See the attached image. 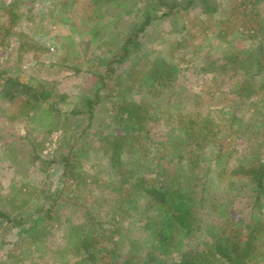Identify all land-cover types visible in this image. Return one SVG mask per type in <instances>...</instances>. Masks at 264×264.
<instances>
[{
  "label": "rangeland",
  "instance_id": "1",
  "mask_svg": "<svg viewBox=\"0 0 264 264\" xmlns=\"http://www.w3.org/2000/svg\"><path fill=\"white\" fill-rule=\"evenodd\" d=\"M2 1L12 5L21 15L17 29L46 51L25 53L19 48L22 39L19 35H12L9 46H0V79L11 74L20 83H44L54 96L58 117L64 114L78 117V123L66 135L60 130L47 134L38 120L48 123L52 118L36 116L28 120V117L17 116L23 110L22 95L12 102L0 99V194L6 193L10 183L31 184L38 191L36 197H31L27 202L28 219H34L39 208L44 215L51 205L50 196L71 183V179L62 181V163L71 144L76 147L85 145L88 159L81 160L77 168L87 173L85 181L88 185L85 188L87 192L80 189L74 191L71 187L60 195L57 205L60 208L56 211L58 219L46 220L41 227L38 226L46 232L37 245L31 244L23 233V229L31 224L23 228L17 227L15 222L0 225V264H59L61 258L58 251L66 245L65 219L74 224L84 221L77 206L80 201L72 200V196L81 192L80 195H84L88 202L100 194L110 199L117 196L106 185L108 181H118L120 178L108 169L107 156L104 154L107 151L105 137L125 134L113 120V117H117L113 104L119 101L114 95L117 89H127L129 82L121 79L131 70L132 64L137 72L136 79L146 72L148 65L143 58L137 59V55L122 63L114 58L120 53L129 32H134L133 29L143 17L134 12L130 16L124 14L126 9L123 7L128 8V5L106 7L101 0H98L100 5L78 0V11L74 14L72 10L59 12L61 0ZM177 1L185 10L177 11L171 17H156L136 37L148 62L164 59L176 65L179 73L177 80L168 88L155 84L151 89V81L146 84L141 80L133 82L132 91L126 94L125 100L136 105H147V115L151 119L147 120L146 133L140 134L143 139L141 144L147 148V153L142 155L144 151H137L138 145L134 138L138 133L135 131L127 145H133L138 156L130 155L125 149L123 159L148 167V171L143 168L139 171V177H145L149 184L152 183L157 163H161L168 176L179 165L186 169L184 150L180 149L179 154H169L172 148L164 152L161 143L182 136L178 128L180 125L176 123L179 117L176 113L177 104L178 110L186 114L199 113L201 117H196L197 120L211 121L206 128L215 133L214 137L210 135L202 142V149L198 151L202 167L200 174L203 177L200 183L206 180L203 197L207 201L201 218L216 224L220 218H232L235 222L241 220L243 232L246 233L248 225L251 227L256 217L264 219V196H260L262 205H257L254 201L256 184L233 179L236 186L229 189L228 178L219 181L216 176L217 156L224 154L221 162L225 161L230 168L237 164H248L252 160L250 155H256V159L264 163V68L251 82L250 77L255 71L244 73L246 59L240 61L244 50L264 45V0H246L245 4H241L243 0H214L217 10L208 15L202 14L199 8H188L187 0ZM1 14L4 13L0 12V21H6V16L1 17ZM89 17L92 18L88 22ZM114 17L116 20L112 21ZM221 32L224 33L223 37L219 36ZM71 44L72 47L68 48ZM233 56L240 61L233 76L230 71L224 76L199 71L205 61L230 65ZM116 76L121 83L115 81ZM243 79L252 83L250 86L255 94L250 95L245 102H240L234 89ZM42 106L48 108L47 102ZM194 147L192 139L188 140L187 149L192 152ZM30 151L37 154L33 162L28 157ZM14 156L17 157L16 161L13 160ZM97 170L99 172L95 176ZM135 175L138 176V171ZM200 187L199 184L197 193ZM136 199L144 204L149 201V198L142 196ZM209 201L219 207L211 208ZM3 209L12 215L8 206H3ZM225 209L228 214H225ZM106 210L107 206L98 210L103 222L109 218L105 215ZM153 213L152 210L149 216ZM252 215L255 218H251ZM126 223H123L124 228L127 227ZM125 234L142 242L146 236L135 227L131 232L128 227ZM21 238L24 240L21 241ZM210 238L207 233L197 234L191 240L189 249L204 250L198 244L210 243ZM149 247L150 244L145 241L139 250H134L127 243L120 249L124 253H137V264H142L141 259L150 251ZM153 255L161 259L168 257L157 251ZM65 259L75 261L69 254ZM176 259L177 256L173 255V261ZM254 263L264 264V255L261 254Z\"/></svg>",
  "mask_w": 264,
  "mask_h": 264
},
{
  "label": "trees",
  "instance_id": "2",
  "mask_svg": "<svg viewBox=\"0 0 264 264\" xmlns=\"http://www.w3.org/2000/svg\"><path fill=\"white\" fill-rule=\"evenodd\" d=\"M88 1L90 5H100L98 0ZM245 1L243 0L241 4H245ZM101 2L106 7L110 5L122 7L124 4L128 5V8L123 7L126 9L124 14L130 16L134 12L143 17V20L137 23V27L133 29L134 32H129L120 53H117L114 59L122 63L137 55V59L142 60L143 58L148 67L146 72H142L140 77L136 79L137 72L134 70V64H132L131 70H128L121 79V81L129 82L127 89H117L114 95V98L119 101L113 104L116 107L115 112H117L115 113L117 117H113V120L119 124L120 130L125 131V134H114L105 137L104 145L107 151L104 154L107 156L108 169L114 171L120 178L118 181H108L109 184L106 185L117 196L110 199L104 194H100L89 202L84 199V195H80V191V194L75 193L72 196V200L80 201L77 206L84 221L74 224L69 219H65L64 224L67 227L66 245L65 248L58 251L61 258L59 264H137L138 261L135 259L138 257L137 253H124L120 248L127 243L134 250H139V247L145 241L150 244V251L143 255L142 264H255L254 260L259 258L261 254L264 255V219H261L260 216L255 218V215H252L251 218H255L254 222L251 227L248 225V230L244 233L242 228L244 224L241 220L235 222L232 218H220L219 223L216 224L206 222L200 215L207 201L203 197L206 180L204 179L200 183L203 177L200 174L202 167L200 166L198 151L202 149L204 144L202 142L207 137L210 135L214 137L215 135L209 128H206L207 125L211 124V121L204 119L199 122L196 118L201 117L199 113L186 114L182 110H178L179 104H177L176 113L179 117L176 119V123L180 125L178 128L182 131V136L169 138V140L163 141L161 145L164 152L172 148L169 154H179V150L183 149L186 153L184 158L187 165L186 169L179 165L176 171L168 176L161 163H157L154 166L155 175L152 183L149 184L145 177H139V171L142 168L148 171V167L136 165V161L129 162L123 159L125 149L130 155L138 156L133 145H127L129 140L133 138L135 131L138 133L134 138L138 145L137 151H144L145 153H142V155L147 153V148H144L141 144L143 139L140 135L146 133L147 120L151 119L147 115V105L146 103L136 105L125 100L126 94L132 91L133 82L138 80V82L142 81L146 84L147 81H151L149 84L151 89L155 84L168 88L177 80L179 73V68L176 65L167 63L164 59L157 58L152 62H148L146 60L148 57L142 51L141 44L136 37L156 17H171L173 13L185 9L177 0H101ZM60 4V13L72 10L74 14L76 10L78 11V8H76L78 0H61ZM187 7L190 9L199 8L201 13L205 15L212 14L217 10L214 0H187ZM0 12L4 13L1 14V17L6 16V21H0V46L4 44L9 46L11 36L19 35L20 40L22 39V42L19 43L21 51H25V53L28 51H46L17 29L21 21V15L12 5L5 4L0 0ZM90 18L92 17L87 19L88 22ZM113 20H116L115 17ZM219 36L223 37L224 33H219ZM70 47H72V44L68 48ZM243 57L240 61L246 59V65L243 68L244 73H249V70L255 71V74L250 77L252 82V80H255V75L261 74L260 69L264 68V45H258L248 51L244 50ZM235 59L236 57L233 56L230 65H217L215 61H205L199 71L204 74L219 73L222 76L230 71L233 76L237 70L236 65L240 62ZM9 75L7 78L0 79V99L12 102L19 95H22L21 109L23 110L17 116L28 117V120L36 116L52 118L48 123H42L41 119L38 120V124L47 130V134L60 130L63 135H66L67 132L73 130L78 123V117H69L65 114L63 117H58L59 111L55 108L54 96L44 83L24 84L13 79L11 74ZM115 81L121 83L117 76ZM241 81L242 83L235 86L234 90L239 101L245 102L250 95L255 94V91H252L250 86L252 83L247 79ZM44 102H47L48 108H43L42 104ZM191 139L192 144L195 146L192 152L187 149V141ZM32 149L35 151V148ZM67 150L68 155L62 163V181L68 182L71 179V183H68L63 189L56 190L50 196L51 205L44 211V215L41 214L42 211L39 208L35 218L29 217L28 219L29 208L26 207L27 202L31 197H36L38 191L31 184L16 185L10 183L6 188V193L0 194V225L2 226L4 222H15L17 227L23 228L27 224H31L23 229V233L28 236L27 238L33 245L40 243L42 235L46 232L43 229L40 230L38 226L43 225L46 220L56 221L58 219L56 211L60 208L57 205L60 202L59 197L61 194L71 187L74 191L80 189L87 192L85 189L88 185L85 181L87 173L77 168L81 160L88 159L85 145L84 147H76L75 144H71ZM34 151L28 153L31 162L37 158ZM14 152H17L16 149ZM154 156L155 153L152 158ZM224 156L222 153L217 156V179L220 181L222 178H228L229 189L236 186L233 179L247 180L250 184H256L254 201L255 204L262 205L260 196H264V163H260L256 159V155H253L254 157L250 155L252 160L248 164H237L230 168L227 167L225 161L221 162V158ZM16 158L14 156L13 160L16 161ZM137 171L138 176L135 175ZM98 172L97 170L95 176ZM199 184L201 187L197 193L196 188ZM137 196H142L145 199L149 198V201L144 204L143 201L140 202L136 199ZM209 203L211 208L219 207L212 201H209ZM3 206H8L12 215L7 213ZM102 206H107L105 212V215L109 217L107 222H103L99 216L98 210ZM152 210L155 213L149 216ZM225 214H228L227 209H225ZM124 222H127L126 229L123 227ZM105 225L107 227H104ZM128 227L129 232L135 227L145 233L144 242L134 240L129 235L126 236L125 231L128 230ZM203 233L210 234L211 242L198 244L204 250L189 249L191 240L197 234ZM22 240L24 238H21ZM154 251L168 257L158 258L157 255H153ZM68 254L74 257L75 261L66 260L65 256ZM173 255L177 256L174 261ZM166 260H169V262ZM29 264L37 263L31 262Z\"/></svg>",
  "mask_w": 264,
  "mask_h": 264
}]
</instances>
